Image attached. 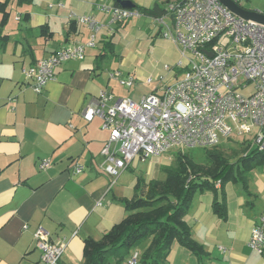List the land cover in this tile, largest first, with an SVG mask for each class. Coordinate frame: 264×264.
<instances>
[{
  "label": "crops",
  "instance_id": "obj_1",
  "mask_svg": "<svg viewBox=\"0 0 264 264\" xmlns=\"http://www.w3.org/2000/svg\"><path fill=\"white\" fill-rule=\"evenodd\" d=\"M117 1L0 0V25L7 35L0 45V264H46L34 236L40 226L50 232L53 241L66 243L59 264H84L85 240H100L127 217L129 211L121 200L142 192V185L136 188L138 178L145 182L161 179L159 169L153 174V166L139 175L137 168L146 161L139 159L110 187L112 177L104 170L103 153L110 132L103 128L101 117L90 119L86 115L101 90L118 98V84L124 85L110 76L112 71L135 77V83L126 86L139 84L143 88L132 95L135 100L153 91L161 93L178 80L180 71L185 72L179 67L180 46L163 36L158 16L143 13L115 24L112 30L103 28L97 45L87 48L83 60L70 59L55 67L54 78L42 93L33 89V81L24 74L25 68L59 49L88 41V26L74 20L71 12L106 22L109 14L102 7L117 6ZM132 1L146 8L156 4L168 8L178 0ZM237 1L247 9L264 10V0ZM163 16L166 23H173L169 12ZM130 24L133 26L128 29ZM148 34L152 44L161 47L172 61L166 65L175 78L172 83L152 85L154 79L148 82V77L141 81L147 86L140 85L131 72L110 70L117 35L122 41L143 43ZM43 158L51 160L50 167H39ZM76 165L83 170L76 172ZM216 187V192H197L185 216L204 253L199 255L175 241L165 264H264V252L249 246L252 229L264 211V164L250 172L248 188L234 180L223 185L219 182ZM222 190L226 218L213 210L216 195L221 198ZM136 249L132 248L122 262L111 264H128Z\"/></svg>",
  "mask_w": 264,
  "mask_h": 264
},
{
  "label": "built area",
  "instance_id": "obj_2",
  "mask_svg": "<svg viewBox=\"0 0 264 264\" xmlns=\"http://www.w3.org/2000/svg\"><path fill=\"white\" fill-rule=\"evenodd\" d=\"M102 9L109 14L106 22L88 14H70L88 26L87 42L65 46L24 69L35 91H44L56 66L70 59L83 60L87 48L97 45L103 28L112 30L115 24L143 14L121 6ZM167 12L172 24L166 23L163 15L156 19L164 28L163 36L180 46L184 77L139 101L116 98L101 90L86 109L88 118L101 117L103 128L110 132L103 148L104 170L112 177L110 187L134 160L160 156L178 147H213L234 131L248 135L259 127L252 144L264 150V24L236 15L219 0H178ZM110 76L124 86L135 83L133 75L125 77L120 71H112ZM50 166L49 158L39 162L41 169ZM75 170L81 172L83 166L76 165ZM34 236L44 262L59 264L66 243L53 241L42 226ZM249 246L264 252V211L252 229ZM140 257V250H133L127 262L139 264Z\"/></svg>",
  "mask_w": 264,
  "mask_h": 264
},
{
  "label": "trees",
  "instance_id": "obj_3",
  "mask_svg": "<svg viewBox=\"0 0 264 264\" xmlns=\"http://www.w3.org/2000/svg\"><path fill=\"white\" fill-rule=\"evenodd\" d=\"M117 6L119 2H116ZM146 15L161 16L167 8L156 4L153 8L135 5ZM0 25V45L5 42ZM239 148L223 146L176 148L174 165H165L164 179L145 182L138 178L136 188L142 192L121 202L129 211L127 217L105 232L100 240H85L84 264H111L122 262L132 248L143 245L139 264H165L172 244L180 242L197 254H203V246L194 238L191 227L185 221L194 195L205 190L217 191L216 185L229 180L241 181L248 188L250 172L264 164V150L252 144V140L234 141ZM232 150L237 158H231ZM216 195L213 210L226 218L227 206L223 190Z\"/></svg>",
  "mask_w": 264,
  "mask_h": 264
},
{
  "label": "rangeland",
  "instance_id": "obj_4",
  "mask_svg": "<svg viewBox=\"0 0 264 264\" xmlns=\"http://www.w3.org/2000/svg\"><path fill=\"white\" fill-rule=\"evenodd\" d=\"M261 11L264 10L262 9ZM131 26L133 25L130 24L128 29ZM157 41L161 42L160 39H158ZM115 42L117 43L115 52L110 53V59H109L110 70L121 69L125 74L131 72L132 74L136 75V77L139 79V82L151 76L154 79V83H152V85L162 84V83L166 84L168 82L172 83L173 80H175V78H173V75L170 72H167L166 70L167 64L172 65V61L170 60V57L164 53L161 47L152 44L151 37L149 34L145 37L143 43H140L138 40H133L132 42L122 41L120 35H117L115 37ZM163 76L165 77V80L164 79L162 80ZM183 77H184V72L180 71L178 79ZM140 85L147 86L144 82H141ZM118 86H119L118 98H123V97L132 98V95L135 96L136 94L143 92V88L138 87L139 84L136 87L120 86L119 84ZM258 131H259V127H256L254 129L253 134H248V135H242V134L240 135L234 131L229 137L227 136L221 137V144L226 147L233 146L239 148L240 146L232 143H234V141H242L245 139L254 140L255 134ZM225 150H227L229 153H232L231 158L233 160H235L237 158V154H239V153H233L232 150L227 148ZM175 151L176 148H172L168 152H165L160 156H152L148 159H145L146 161H141L139 168H137V173L139 175H145L146 172L150 171V167L153 166V174L155 175V173L159 169L160 170L159 178L164 179L166 177V172L164 171L163 167L166 164L174 165V166L176 164ZM194 151L199 154L200 149L195 148ZM143 246L144 245H140L137 246V248L139 250H142Z\"/></svg>",
  "mask_w": 264,
  "mask_h": 264
},
{
  "label": "water",
  "instance_id": "obj_5",
  "mask_svg": "<svg viewBox=\"0 0 264 264\" xmlns=\"http://www.w3.org/2000/svg\"><path fill=\"white\" fill-rule=\"evenodd\" d=\"M228 9H230L236 15L243 17L247 20L256 21L264 24V11L259 9H247L238 3L237 0H219ZM121 7L134 8L135 3L132 0H118ZM211 54V53H210Z\"/></svg>",
  "mask_w": 264,
  "mask_h": 264
}]
</instances>
